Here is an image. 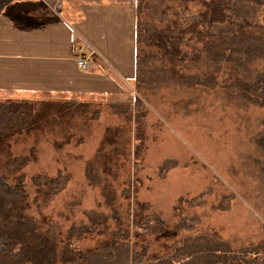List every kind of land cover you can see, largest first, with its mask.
<instances>
[{
  "label": "rangeland",
  "instance_id": "1",
  "mask_svg": "<svg viewBox=\"0 0 264 264\" xmlns=\"http://www.w3.org/2000/svg\"><path fill=\"white\" fill-rule=\"evenodd\" d=\"M202 9L200 1L136 0V29L144 38L167 28L176 34ZM251 10L247 4L241 8L248 17ZM254 15L256 26L243 33L227 25L199 26L207 32L202 37L186 33L179 44L187 55L181 63L170 64L141 36L134 80L123 83L125 96L48 100L33 129L0 137V173L11 184L23 175L30 203L37 196L32 178H67L64 190L27 211L37 230L61 247L67 231L90 226L88 214L96 212L106 218L109 232L117 229L113 216L130 232L134 217L126 209L140 202L149 207L145 214L167 226L162 234L135 237V248L147 243L152 255L171 252L185 236L217 233L235 251L264 242V106L239 89L264 74V46L259 55L226 52L218 62L205 49L228 30L264 42V14ZM189 77L214 79L215 86L195 85ZM14 158L27 163L8 173L4 164ZM166 162L170 169L160 175ZM202 193L204 200L190 206ZM220 204L225 210H216ZM182 219H194L193 228L176 234ZM108 237L74 235L71 245L78 252L96 251Z\"/></svg>",
  "mask_w": 264,
  "mask_h": 264
},
{
  "label": "trees",
  "instance_id": "2",
  "mask_svg": "<svg viewBox=\"0 0 264 264\" xmlns=\"http://www.w3.org/2000/svg\"><path fill=\"white\" fill-rule=\"evenodd\" d=\"M182 2L200 1L203 9L192 17V22L186 29H160L154 35L147 38L137 31L136 44L140 43L141 36L150 47L155 48L159 54L167 59L170 64L184 62L185 54L179 46L186 33H195L202 37L204 32L198 27L211 29L227 25L238 33L253 29L256 25L253 21L254 12L262 10L264 14V0H180ZM244 4L252 8L250 16L241 11ZM248 18V19H247ZM174 28H180L176 19L173 20ZM230 28V29H231ZM209 35L214 36L209 33ZM264 42L261 38L250 37L246 34L235 35L231 30L222 32L221 41L213 40L205 43V49L209 55L218 61L225 58L226 52L246 53L259 55L263 51ZM179 78H183L180 76ZM191 83L202 86H215V81H202L189 77ZM239 89L252 98L260 99V105L264 106V74L258 76L254 83L239 86ZM48 101H12L0 100V137H11L20 132L33 129L43 111H47ZM264 144V141H261ZM27 163V159L14 158L6 161L4 167L8 173L15 168L21 170ZM167 162L159 169V174L166 173L170 168ZM87 176L92 183L96 177L88 169ZM36 187V198L30 203L25 189L24 176L19 175L14 183H9L8 176L0 173V264H264V242L250 245L247 248L235 251L229 244L223 241L217 233L183 237L174 249L161 256L149 253V245L143 243L139 249L135 248L136 236L159 235L166 231L165 222L155 214H145L149 210L146 203L134 202L127 206V212L134 217L131 231L121 226L117 216H113L117 229L109 232L106 226V218L96 215V212L88 214L90 226H82L80 231L75 227L67 231L65 245L59 244L50 235L37 230L36 224L27 215L32 204L39 200L46 203L62 190H64L67 178L63 175L55 179H46L40 176L32 178ZM130 197L131 191L124 192ZM207 193H202L189 202L192 206L197 200H204ZM226 202V198L223 199ZM222 201V203H223ZM221 203V204H222ZM216 210L223 211L222 205ZM194 219H182L174 228L179 234L192 230ZM100 228V226H102ZM109 237L103 241L98 250L78 252L72 248L71 238L74 235H98Z\"/></svg>",
  "mask_w": 264,
  "mask_h": 264
},
{
  "label": "crops",
  "instance_id": "3",
  "mask_svg": "<svg viewBox=\"0 0 264 264\" xmlns=\"http://www.w3.org/2000/svg\"><path fill=\"white\" fill-rule=\"evenodd\" d=\"M81 46L89 71L76 63ZM135 63L136 0H0V100L116 101Z\"/></svg>",
  "mask_w": 264,
  "mask_h": 264
},
{
  "label": "built area",
  "instance_id": "4",
  "mask_svg": "<svg viewBox=\"0 0 264 264\" xmlns=\"http://www.w3.org/2000/svg\"><path fill=\"white\" fill-rule=\"evenodd\" d=\"M76 63L82 70H89L94 64L89 55H82L77 59Z\"/></svg>",
  "mask_w": 264,
  "mask_h": 264
},
{
  "label": "bare ground",
  "instance_id": "5",
  "mask_svg": "<svg viewBox=\"0 0 264 264\" xmlns=\"http://www.w3.org/2000/svg\"><path fill=\"white\" fill-rule=\"evenodd\" d=\"M86 50V49H85ZM82 52H83V50L82 49H79L78 50V57H77V59L79 58V57H81L83 54H82ZM84 53V52H83ZM85 55H89L90 57H91V60L93 61V53H92V51H90V52H86L85 51ZM77 59H76V61H77ZM94 62V61H93ZM80 68V67H79ZM81 69V68H80ZM82 70V69H81ZM82 71H87V70H82Z\"/></svg>",
  "mask_w": 264,
  "mask_h": 264
}]
</instances>
